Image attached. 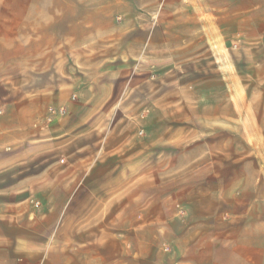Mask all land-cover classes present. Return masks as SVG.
<instances>
[{
    "label": "rangeland",
    "instance_id": "rangeland-1",
    "mask_svg": "<svg viewBox=\"0 0 264 264\" xmlns=\"http://www.w3.org/2000/svg\"><path fill=\"white\" fill-rule=\"evenodd\" d=\"M197 1L0 0V112L20 107L29 119L39 115L31 129L42 127L49 108L75 95L66 151L81 155L44 151H57L63 165H112L88 189L112 208L92 225L118 243L147 244L148 259L133 247L132 264H174L175 250L204 248L221 215L233 206L252 215V199L264 196V123L247 119H264V74L253 73L264 45L242 54L221 42L216 60L192 70L140 54L148 20L188 18L189 4L211 19ZM33 143L31 136L4 151H31ZM22 158L0 166V190L30 171Z\"/></svg>",
    "mask_w": 264,
    "mask_h": 264
},
{
    "label": "crops",
    "instance_id": "crops-1",
    "mask_svg": "<svg viewBox=\"0 0 264 264\" xmlns=\"http://www.w3.org/2000/svg\"><path fill=\"white\" fill-rule=\"evenodd\" d=\"M196 4L211 19H200L189 4L188 18L161 16L156 22H144L141 56L158 61L171 57L179 61L178 69L182 65L196 69L197 61L217 59L216 46L221 42L235 44L242 54H252L264 45V0H200ZM257 66L253 73L264 74V64ZM74 99L75 95L54 105L50 120L42 121V127L37 122L32 129L38 114L29 119L20 107L0 112V166L16 163L18 156L21 161L23 156L31 159L30 171L0 190V264H132L126 256L134 248L137 258L148 259L147 244L118 243L114 234L92 225L105 219L112 208L95 202L88 189L100 185L106 176L99 173L113 171L112 165H63V159H54L57 151H44L52 148L61 150L59 155H81L82 151H66L69 128L65 120L78 109ZM247 119L264 123L253 113ZM31 136V151H4ZM72 145L78 146L74 141ZM225 200L241 203L240 199ZM252 203V215L233 206L221 215V227L206 233L203 249L175 250L170 260H176L174 264H264V196L254 197Z\"/></svg>",
    "mask_w": 264,
    "mask_h": 264
},
{
    "label": "built area",
    "instance_id": "built-area-1",
    "mask_svg": "<svg viewBox=\"0 0 264 264\" xmlns=\"http://www.w3.org/2000/svg\"><path fill=\"white\" fill-rule=\"evenodd\" d=\"M49 112H51V113L54 114V112L51 111V108H49ZM58 112H59L60 115H62V113H63V109H59ZM48 120H50V118H48Z\"/></svg>",
    "mask_w": 264,
    "mask_h": 264
},
{
    "label": "bare ground",
    "instance_id": "bare-ground-1",
    "mask_svg": "<svg viewBox=\"0 0 264 264\" xmlns=\"http://www.w3.org/2000/svg\"><path fill=\"white\" fill-rule=\"evenodd\" d=\"M50 115H53V113H51V112H48V116H49V117H50ZM49 117H48V118H49ZM48 121H49V120H48Z\"/></svg>",
    "mask_w": 264,
    "mask_h": 264
}]
</instances>
